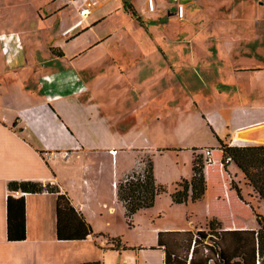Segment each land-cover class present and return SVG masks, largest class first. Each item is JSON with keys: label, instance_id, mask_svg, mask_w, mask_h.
Listing matches in <instances>:
<instances>
[{"label": "crops", "instance_id": "1", "mask_svg": "<svg viewBox=\"0 0 264 264\" xmlns=\"http://www.w3.org/2000/svg\"><path fill=\"white\" fill-rule=\"evenodd\" d=\"M84 1L30 0L28 25L41 27L30 42L24 3L12 1L14 23L1 0L0 23L13 25L0 30V264H117L124 250L136 264H165L166 252L168 264H203L190 241L210 219L257 228L244 211L262 200L234 162L220 165L218 138L242 145L237 132L264 123V0H188L183 19L172 0H99L81 16ZM205 148L218 161L204 194L174 202ZM145 157L166 191L128 223L116 184ZM23 180L43 190L8 187ZM83 247L92 255L73 259Z\"/></svg>", "mask_w": 264, "mask_h": 264}, {"label": "trees", "instance_id": "2", "mask_svg": "<svg viewBox=\"0 0 264 264\" xmlns=\"http://www.w3.org/2000/svg\"><path fill=\"white\" fill-rule=\"evenodd\" d=\"M133 13V12H132ZM218 148L222 152L221 160L230 156L241 170L245 185L252 194L264 201V144L231 145L224 143L218 138ZM205 161L200 154H195L192 162V175L188 179L176 182V188L170 193L174 202H186L197 200L202 197L206 189L204 174ZM10 189H20L25 192H40L43 186L40 182L29 180L10 181ZM230 187L235 189L240 199L241 189L230 181ZM166 191L163 185L156 184L153 177L152 162L146 158V174L143 180L128 181L116 184L117 199L124 206L126 221L130 223L132 215L141 208L153 204L157 194ZM248 203V202H246ZM257 228L244 230H221L215 228V220L210 219L206 230H198L191 235V253L200 248L205 254V263L212 261L213 264H259V259L264 261V215L255 212L252 207ZM113 246L120 247V239L114 238ZM127 248L125 245H121ZM191 257V254H190ZM192 258V257H191ZM169 262V254L165 255V264ZM69 264H102L100 260H89ZM192 264V261L188 262Z\"/></svg>", "mask_w": 264, "mask_h": 264}, {"label": "rangeland", "instance_id": "3", "mask_svg": "<svg viewBox=\"0 0 264 264\" xmlns=\"http://www.w3.org/2000/svg\"><path fill=\"white\" fill-rule=\"evenodd\" d=\"M5 2H7V3H9V14L12 16L11 17V19L10 20H12L14 23H16L15 22V20L16 19H19L20 20V17H21V15H20V11H19V13H18V11H17V9H16V7H11V4H12V1H15V2H23L24 3V9H23V15H22V19H23V25H28V23H29V21L31 20V18H32V15H33V13H32V11L34 10V8L33 7H31V5H29L28 4V2H30V0H4ZM76 1V0H75ZM4 2V3H5ZM79 2V1H78ZM1 0H0V6H1ZM15 5V4H14ZM94 6V5H93ZM93 6H91V8L93 7ZM95 6H97V5H95ZM94 6V7H95ZM44 7L42 8V12H44ZM0 13H1V10H0ZM81 15V14H80ZM82 16V15H81ZM4 23V22H3ZM3 23H0V30H2L3 29V27H4V29H6L7 31H9V33H12V32H10L11 31V27H12V25H13V23L11 22V21H9L8 23L9 24H11V26H5ZM31 23V25H32V27L31 28H34L35 26H33V25H35V24H33V22H30ZM28 27H29V25H28ZM14 28H15V25H14ZM30 28V27H29ZM31 28L29 29L30 31H32L31 30ZM40 26H37V27H35L34 28V32L35 33H33V31H32V33L30 34H27V39H29V40H31L30 42H32V41H34L35 40V38H38L39 36L36 34V31L37 30H40ZM8 33V34H9ZM22 37H23V35H22ZM43 38H45V39H47L48 38V35L46 36V37H44L43 35H42V39ZM38 53H39V51H38ZM37 55H39V54H37ZM244 144H259V143H251V142H244ZM244 144H242V145H244ZM260 144H264V143H260ZM145 159H146V157H145ZM234 180V179H233ZM234 184L235 185H237V183L235 182V180H234ZM238 186V185H237ZM246 192V191H245ZM250 198V197H249ZM247 199H248V196L246 197V200L245 201H247ZM252 200V199H251ZM254 200V199H253ZM257 204V203H256ZM258 205V210H255V212H259V213H261L262 215H264V201H261L259 204H257ZM253 216H254V213H253ZM252 215H251V211L250 210H248V209H245V211H244V218H246V220H248V221H254L255 222V216L253 217ZM83 252H86V255L88 256H90V255H92L91 253H92V251H91V249H89V250H87L86 248H84L83 247V251H79V253L77 254L76 253V251L74 250V253H75V257L73 258V259H76L77 257H83ZM122 253L121 254H118L117 255V261H118V263L117 264H136V260H137V255H136V253H135V251H132V250H124V251H121ZM81 254V255H80ZM77 255V256H76ZM259 264H264V261L262 260V258H260L259 259ZM73 263H75V262H73Z\"/></svg>", "mask_w": 264, "mask_h": 264}, {"label": "built area", "instance_id": "4", "mask_svg": "<svg viewBox=\"0 0 264 264\" xmlns=\"http://www.w3.org/2000/svg\"><path fill=\"white\" fill-rule=\"evenodd\" d=\"M99 0H85L83 3V6L79 9V14L82 16L88 14V11L91 6L96 4ZM188 0H172V3L174 5V14L178 19H183L185 16V4ZM147 8L148 10L154 9V1L153 0H147ZM219 149V148H218ZM220 150V149H219ZM221 151V150H220ZM114 152V151H112ZM222 153V152H221ZM203 159L205 161V167L208 164H212L216 160L214 157H212V149L205 148L203 150ZM231 158L230 156H226L224 161L220 159V165L223 166L225 163L230 162ZM204 167V168H205ZM146 174V159L145 158H139L136 160L134 166L129 170L123 178L120 180L123 183H127L128 181H137V180H143ZM14 193L18 194L19 190H14ZM212 261H208V264H210Z\"/></svg>", "mask_w": 264, "mask_h": 264}, {"label": "bare ground", "instance_id": "5", "mask_svg": "<svg viewBox=\"0 0 264 264\" xmlns=\"http://www.w3.org/2000/svg\"><path fill=\"white\" fill-rule=\"evenodd\" d=\"M236 137L238 140L242 141L264 143V123L252 129L238 131Z\"/></svg>", "mask_w": 264, "mask_h": 264}]
</instances>
